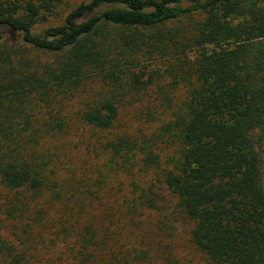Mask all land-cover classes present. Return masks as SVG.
I'll return each instance as SVG.
<instances>
[{"label":"trees","instance_id":"16d2710c","mask_svg":"<svg viewBox=\"0 0 264 264\" xmlns=\"http://www.w3.org/2000/svg\"><path fill=\"white\" fill-rule=\"evenodd\" d=\"M57 2L0 0V264H144L154 212L264 264V0Z\"/></svg>","mask_w":264,"mask_h":264},{"label":"rangeland","instance_id":"374dc122","mask_svg":"<svg viewBox=\"0 0 264 264\" xmlns=\"http://www.w3.org/2000/svg\"><path fill=\"white\" fill-rule=\"evenodd\" d=\"M87 1L89 0H58L54 16L48 23L42 25V28L62 23L68 13ZM135 114L134 110H128L122 114L120 125L131 133L147 132V125L144 121H140ZM120 179L122 180H117L119 183L123 179L126 181L124 176ZM126 187L127 185L122 189V195ZM120 195H117L111 202L114 203V200L118 198L121 199ZM161 220H165L166 225H161ZM137 233L140 234V232ZM141 233L145 236L144 243L150 246L146 248L149 249L151 256V261L144 264H169L170 261H175L178 264H215L194 246L191 241V227L181 219L177 223L167 222L164 215L154 212L145 219Z\"/></svg>","mask_w":264,"mask_h":264}]
</instances>
